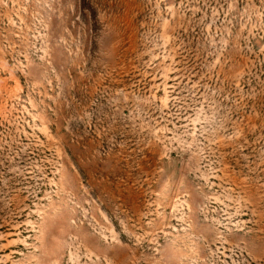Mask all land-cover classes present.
<instances>
[{
	"label": "rangeland",
	"instance_id": "1",
	"mask_svg": "<svg viewBox=\"0 0 264 264\" xmlns=\"http://www.w3.org/2000/svg\"><path fill=\"white\" fill-rule=\"evenodd\" d=\"M0 264H264V0H0Z\"/></svg>",
	"mask_w": 264,
	"mask_h": 264
}]
</instances>
